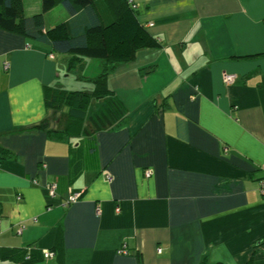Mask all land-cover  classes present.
<instances>
[{
    "label": "crops",
    "instance_id": "crops-1",
    "mask_svg": "<svg viewBox=\"0 0 264 264\" xmlns=\"http://www.w3.org/2000/svg\"><path fill=\"white\" fill-rule=\"evenodd\" d=\"M95 2L102 25L117 18L119 0ZM131 6L156 46L118 65L102 99H79L101 60L70 71L72 55L0 28V149L13 154L0 159V264L26 248L54 251L48 264H264V0ZM61 24L82 33L88 12L59 3L45 32ZM46 88L74 98L50 107Z\"/></svg>",
    "mask_w": 264,
    "mask_h": 264
},
{
    "label": "trees",
    "instance_id": "trees-1",
    "mask_svg": "<svg viewBox=\"0 0 264 264\" xmlns=\"http://www.w3.org/2000/svg\"><path fill=\"white\" fill-rule=\"evenodd\" d=\"M119 2L117 18L107 25H102L93 8L95 0H42V11L30 17L24 16L22 0H0V28L30 39L50 42L54 51L72 55L70 71L85 58L101 60L103 68L100 76L94 81V92L89 96L81 93L79 99L85 100V97L102 99L111 93L108 77L118 65L131 62L137 51L156 46L155 39L139 22L136 10L131 6L130 1L119 0ZM59 3L71 16L87 11L90 19L89 27L82 33L72 34L68 24H61L45 32V14ZM73 98L74 93L67 96L56 88H46V100L50 107L60 108ZM75 107L78 108L79 105ZM79 111L82 112V109L80 108ZM77 123L78 119L73 117L69 125L73 126ZM12 157L13 154L10 151L0 149L1 160ZM24 251L23 264H32L38 260L48 264L45 262L42 251L35 252L34 248H26ZM200 264H207V261L203 260Z\"/></svg>",
    "mask_w": 264,
    "mask_h": 264
},
{
    "label": "built area",
    "instance_id": "built-area-1",
    "mask_svg": "<svg viewBox=\"0 0 264 264\" xmlns=\"http://www.w3.org/2000/svg\"><path fill=\"white\" fill-rule=\"evenodd\" d=\"M132 2V0L130 1V3ZM134 8H136V6H133ZM9 66L6 65V68H8ZM236 75H232V74H224L223 75V81L226 85H232L236 82ZM153 174L152 170H147L145 172V175L147 178L151 177ZM107 180L111 181V177L110 176H107L106 177ZM259 191H260V194L262 196H264V177L261 178L259 180ZM48 189L50 191V194L52 196H55L56 195V192H57V189H58V184L56 182H52L50 185H48ZM82 197V194L79 193V192H73L69 195L68 199H67V205H71V204H74V203H77ZM101 213V208L100 207H97V214H100ZM0 223H1V220H0ZM25 230V226H20L18 228V233L19 234H22V232ZM161 251V250H160ZM43 253V256H44V259L49 262L51 260H53L55 258V252L52 251V250H43L42 251Z\"/></svg>",
    "mask_w": 264,
    "mask_h": 264
},
{
    "label": "rangeland",
    "instance_id": "rangeland-1",
    "mask_svg": "<svg viewBox=\"0 0 264 264\" xmlns=\"http://www.w3.org/2000/svg\"><path fill=\"white\" fill-rule=\"evenodd\" d=\"M61 6V5H60ZM62 8V7H61ZM56 12V11H55ZM53 14H56V13H53ZM79 68V67H78ZM78 79L79 78H77V76L76 75H74L73 74V76H70L69 77V83H68V87H66V89L65 90H67V91H73V90H76V89H79V88H75V87H80V81H79V83H78ZM64 110H65V107H64ZM58 112L59 111H62V110H57ZM52 261V260H51ZM51 261H49V262H51ZM48 262V263H49Z\"/></svg>",
    "mask_w": 264,
    "mask_h": 264
}]
</instances>
